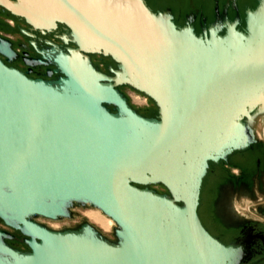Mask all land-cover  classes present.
I'll list each match as a JSON object with an SVG mask.
<instances>
[{
	"label": "water",
	"instance_id": "obj_1",
	"mask_svg": "<svg viewBox=\"0 0 264 264\" xmlns=\"http://www.w3.org/2000/svg\"><path fill=\"white\" fill-rule=\"evenodd\" d=\"M0 2L21 14V2ZM43 2L77 48L50 58L54 80L0 58V218L29 248L0 229V264H239L243 251L213 236L198 207L210 162L257 141L264 0L243 30L236 18L205 35L144 0ZM0 52L11 54L3 39ZM89 54L117 68L108 75ZM122 85L153 99L158 116L138 113ZM76 205L111 218L114 239L89 221L55 230L33 220L71 218Z\"/></svg>",
	"mask_w": 264,
	"mask_h": 264
},
{
	"label": "flooded vegetation",
	"instance_id": "obj_2",
	"mask_svg": "<svg viewBox=\"0 0 264 264\" xmlns=\"http://www.w3.org/2000/svg\"><path fill=\"white\" fill-rule=\"evenodd\" d=\"M12 1L21 2L22 10L21 14H16L0 2V40H5L11 51V54L0 52V58L30 78H59L61 73L56 71L57 67L50 62V58L59 51L70 53V49L77 48L72 26L67 21L45 14L43 0ZM144 1L154 12H171L177 26H192L197 34L205 35L211 27H225L236 18L237 28L243 30L246 11L256 8L260 0ZM89 56L94 66L108 75H112L111 67L117 68L118 64L111 56ZM118 88L124 94L123 89L130 88L146 98V111L135 109L129 102L138 113L148 117L158 116V106L153 99L128 85ZM249 125L256 135L254 144L210 162L203 180L198 214L213 236L243 251L239 264H264V123L260 136L255 132L254 121ZM245 202L244 206L241 205ZM33 220L42 223L37 217ZM0 229L14 236L7 240L8 243L21 250H29L24 242L25 236L1 218Z\"/></svg>",
	"mask_w": 264,
	"mask_h": 264
},
{
	"label": "rangeland",
	"instance_id": "obj_3",
	"mask_svg": "<svg viewBox=\"0 0 264 264\" xmlns=\"http://www.w3.org/2000/svg\"><path fill=\"white\" fill-rule=\"evenodd\" d=\"M126 96L129 98V102L130 104L138 110L141 111H146L147 110V100L146 98L130 89V88H124L123 89ZM259 121V122H258ZM252 122V120L250 121ZM264 123V121L262 120H257L254 121V126H255V132L258 133V135L260 136V130L262 124ZM151 188H154L155 190H157L160 193L165 192V188L161 185H153L151 186ZM247 202L241 204V205H245ZM100 212L102 214V217H98L96 214L97 212ZM201 213H204V210H200ZM105 217H107L102 211L92 207V206H80V205H76L73 207L72 209V217L71 218H63V219H57V220H51V219H46V218H42V217H37V220L46 224L47 226H49L50 228H53L55 230H64V229H72V228H79L83 223H85L86 221L91 222L93 225H95L105 236H107L108 238L114 239V227H115V223L112 220V223L110 226H108L106 224V220ZM109 218V217H108Z\"/></svg>",
	"mask_w": 264,
	"mask_h": 264
},
{
	"label": "bare ground",
	"instance_id": "obj_4",
	"mask_svg": "<svg viewBox=\"0 0 264 264\" xmlns=\"http://www.w3.org/2000/svg\"><path fill=\"white\" fill-rule=\"evenodd\" d=\"M257 120H262V121H264V113H262V114H260V115H258V116H256V117H254L253 118V120L252 121H257ZM259 122V121H258ZM262 127V126H261ZM260 130V132H261V129H259ZM262 133V132H261ZM99 210V209H98ZM98 217H102V214L98 211L97 212V214H96ZM105 220H106V224L108 225V226H110L111 225V223H112V220L110 219V218H108V217H105Z\"/></svg>",
	"mask_w": 264,
	"mask_h": 264
}]
</instances>
